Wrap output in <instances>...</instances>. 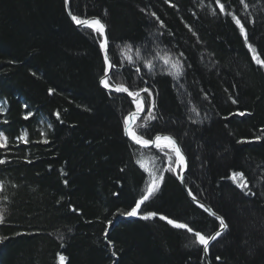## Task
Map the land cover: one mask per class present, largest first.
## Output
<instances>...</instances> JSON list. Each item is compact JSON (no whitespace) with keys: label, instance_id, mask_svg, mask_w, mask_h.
<instances>
[{"label":"trees","instance_id":"16d2710c","mask_svg":"<svg viewBox=\"0 0 264 264\" xmlns=\"http://www.w3.org/2000/svg\"><path fill=\"white\" fill-rule=\"evenodd\" d=\"M69 3L74 15L107 25L116 65L111 85L151 86L156 119L146 121L145 111L133 128L144 135L147 123L145 138L176 137L188 162L187 185L228 224L210 245L211 264H264V68L231 17L215 0ZM220 3L255 21L245 27L264 59V0H246V10L239 0ZM99 39L73 25L63 0H0V131L9 136L8 148H0V159L8 161L0 165V237H7L0 241V264H58L57 253L65 264H206L191 233L160 219L204 234L218 228L175 173L165 174L137 217H120L151 178L137 161L157 173L169 150L140 148L124 135L123 118L135 106L100 85ZM126 43L134 45L135 63L126 59ZM165 51L184 53L183 75H168L160 60L152 70L142 63ZM25 133L29 143L16 140ZM233 171L244 174L252 194L233 183ZM147 212L157 215L145 220Z\"/></svg>","mask_w":264,"mask_h":264},{"label":"snow or ice","instance_id":"6c2138e0","mask_svg":"<svg viewBox=\"0 0 264 264\" xmlns=\"http://www.w3.org/2000/svg\"><path fill=\"white\" fill-rule=\"evenodd\" d=\"M168 0H165V3H167ZM215 3L219 6V11L221 13H224L225 16H230L231 21L234 22L235 26H237L239 33L244 37V43L248 50L252 53V60L255 62L256 65L264 68V59H261L260 55L257 54V48L253 47V45L249 42L248 39V33L246 30L245 25L247 23H255L254 20L249 21L247 18H242L239 15H237L234 12L226 11V5L223 3H220V0H215ZM65 8L67 9L69 7V0H64ZM239 4L243 6V8L246 10L249 5L246 3V0H239ZM175 7V5H172ZM143 11V9H142ZM213 14H215V10L213 9ZM68 15L71 18V20L78 26L85 27L87 29H91L94 33L97 34V37L99 39V48L103 52V61H104V74L101 76L99 83L104 89H108L110 91H114L116 93H127L128 97H131V102L135 104V111L129 112L127 116L123 118V132L124 135L127 136L132 142H134L137 145H141L143 147H148L150 145H154L156 148L161 149L162 151L165 149H168L169 151L165 154L167 155L169 165L167 168V171L176 173L178 178L182 183L185 182L184 172L187 167V161L186 157L182 151L181 146L177 143L176 139L171 135H161L157 133L154 137V139H148L145 138V135H148L147 128L148 124L146 123L143 127L145 128V134L140 135L138 134L137 130L133 128L134 121L137 120L141 116V113L147 111L148 115L144 118L146 121L151 122L152 120H155L156 117L154 115L156 103L155 98L153 95V91L151 86L149 87H143L136 91H130V87L126 86L125 84H117L113 88V86L110 83V77L109 72L111 69H114L116 67L115 63L110 59L108 49H109V39L106 34L107 25L102 21L99 17H93L91 19H84L80 16L74 15L71 11H68ZM149 15L153 18H155L156 21L159 22V28H164L165 24L160 19V17L156 14V12H150ZM187 26V25H186ZM189 31L192 32L193 36L196 35L195 31H193L189 27ZM134 45L131 43H126L124 46V49L130 53L126 59L130 63H135L132 58V51H133ZM135 52L137 54V58H139L140 48L136 47ZM160 60L163 62L165 66H167L170 71L168 72V75H171L173 77H179L184 74V68L186 64V60L184 57L183 52H179L175 55L171 51H165L163 54L156 53L153 56V59H145L142 61L144 66L148 68L149 70H152L156 67L154 61ZM190 67V65H189ZM136 73H140V68H136ZM51 89H49V92L51 93ZM142 93L147 94L146 96H142ZM232 103H237L236 100H232ZM147 105V108H146ZM27 107V105H25ZM195 111V109H193ZM241 116L245 115V112L239 113ZM32 115L31 112H28L24 119H28ZM57 117H59V113H57ZM4 124H7L8 122L5 120L3 122ZM43 135V133H41ZM261 136H256V140H260ZM17 141H22L24 143H29L27 134H21L16 137ZM243 142V141H241ZM43 143H48V141L45 139ZM9 146V136L5 134V132L0 131V148L7 149ZM8 163L5 159H0V165H4ZM137 163L140 164L141 168H144L146 172H148L149 176L151 177L150 182L147 185L146 191L142 192L139 196V199L135 200V206L131 207V210L124 213V215L127 216H136L138 214V210L141 209V206L145 204V202L149 201V199L159 190L161 182L163 181V173L157 174L156 172L149 171L148 168L144 166L143 163L140 161H137ZM174 165V166H173ZM230 179L239 187L245 195L252 194L251 189L248 187V181L245 178L244 174L240 171H233L231 173ZM67 183V181H65ZM4 189V185L2 182H0V192H2ZM188 195L192 198V200L196 203H198V206L202 208L206 213L209 214V216L213 217L215 221H218V229L214 230V234H204L199 230H194L192 227H190L187 223H179L173 219H169L167 216L161 215L160 219L166 220L169 225L176 229H186L188 233H191L194 237L193 243L199 246H202L203 253L207 254L209 252V246L213 241H216L218 237H221L223 232L228 228V224L225 222L224 217L221 215H218L216 211H214L212 208L206 206L203 203H200L197 201L196 196L193 195L192 191H188ZM3 199L5 201L8 200L7 196H4ZM156 212H147L142 218L147 220L154 216H156ZM3 209H0V222L3 221ZM20 233H17L19 235ZM7 237H0V241L6 239ZM111 243V242H109ZM113 255L115 253L113 252ZM58 258V264H65L66 257L60 253H57ZM217 260H220L221 257L217 256Z\"/></svg>","mask_w":264,"mask_h":264},{"label":"bare ground","instance_id":"6f19581e","mask_svg":"<svg viewBox=\"0 0 264 264\" xmlns=\"http://www.w3.org/2000/svg\"><path fill=\"white\" fill-rule=\"evenodd\" d=\"M70 4V3H69ZM219 7V6H218ZM71 11V10H70ZM68 17H69V15H68ZM90 17H92V16H90ZM97 17V16H96ZM87 18H89V17H87ZM87 18H84V19H87ZM69 19H70V21L73 23V25H75L76 27H79V28H81V29H87V28H85V27H81V26H78V25H76L72 20H71V18L69 17ZM103 21V20H102ZM104 22V21H103ZM106 34H107V36H108V39H109V34H108V28H107V30H106ZM100 51H101V49H100ZM101 53H102V57H103V52L101 51ZM111 59V58H110ZM112 60V59H111ZM112 70L113 69H111L110 70V73L112 72ZM103 74H104V72H103ZM102 74V75H103ZM101 75V76H102ZM101 76L99 77V79H98V81L100 80V78H101ZM109 76H110V74H109ZM113 88H114V86H113ZM112 93H116V92H112ZM118 94V93H117ZM119 94H122V95H125L126 97H128L126 94H124V93H119ZM131 112V111H130ZM128 115V114H127ZM126 115V116H127ZM142 115V114H141ZM134 123H135V121H134ZM134 123H133V126H134ZM157 134V133H156ZM155 134V135H156ZM161 134H166V135H171V136H173L175 139H176V137L173 135V134H171V133H161ZM154 135V136H155ZM153 136V137H154ZM152 137V138H153ZM151 138V139H152ZM130 141V140H129ZM176 141L179 143V141L176 139ZM131 142V141H130ZM132 143V142H131ZM134 144V143H133ZM180 144V143H179ZM135 145V144H134ZM137 146V145H136ZM180 146H181V144H180ZM139 147V146H138ZM153 147H155V146H153ZM140 148H143V147H140ZM181 148H182V146H181ZM183 150V149H182ZM168 165H169V161H168V158L167 159H165L164 160V162H163V165H162V168L157 172V174H159V173H163V177L165 176V174L168 172L167 171V168H168ZM187 167H188V162H187ZM187 171V170H186ZM175 176L177 177V180H178V182H179V184L181 185V187L183 188V186H182V184L180 183V181H179V178H178V176H177V174L175 173ZM184 177H185V182H184V186L187 188V190L189 191L190 190V188H189V186L187 185V182H186V172H185V174H184ZM151 179V178H150ZM150 182V180L147 182V184L145 185V187H144V191H146V188H147V185H148V183ZM183 190L185 191V189L183 188ZM143 191V192H144ZM185 193H186V191H185ZM187 194V193H186ZM140 196V195H139ZM197 198V197H196ZM137 199H139V197H137ZM198 199V198H197ZM199 200V199H198ZM205 204V203H204ZM208 207H210L208 204H206ZM134 207V206H133ZM199 207V206H198ZM202 209V208H201ZM131 210V209H130ZM129 210V211H130ZM203 210V209H202ZM138 212H139V210H138ZM126 213V212H125ZM146 214V213H145ZM138 216V214L136 215V216H127V215H124V213H122L121 215H120V217L121 218H125V219H128V218H130V217H137ZM212 234V233H211ZM214 242V241H213ZM212 242V243H213ZM211 243V244H212ZM210 244V245H211Z\"/></svg>","mask_w":264,"mask_h":264},{"label":"water","instance_id":"95a60500","mask_svg":"<svg viewBox=\"0 0 264 264\" xmlns=\"http://www.w3.org/2000/svg\"><path fill=\"white\" fill-rule=\"evenodd\" d=\"M63 2H64V0H63ZM64 8H65V4H64ZM65 11H66V13H67V15H68V11H70V4H69V7L66 9L65 8ZM93 17H96V16H92V17H89V18H87V19H91V18H93ZM109 74H110V72H109ZM115 87V86H114ZM105 90H107V91H110V90H108V89H105ZM110 92H114V91H110ZM124 94H126L127 95V93H124ZM130 100H132V98L131 97H128ZM134 106H135V104H134ZM135 111V109L134 110H132L131 112H134ZM142 114V113H141ZM159 134H161V133H159ZM161 135H166V134H161ZM127 137V136H126ZM155 137V136H154ZM154 137L152 138V139H154ZM128 138V137H127ZM129 139V138H128ZM130 140V139H129ZM131 141V140H130ZM132 142V141H131ZM132 143H134V142H132ZM178 143V142H177ZM135 144V143H134ZM179 144V143H178ZM135 145H137V144H135ZM180 145V144H179ZM137 146H139V147H143V146H141V145H137ZM154 145H150V146H148V147H153ZM148 147H143V148H148ZM183 151V150H182ZM184 153V152H183ZM184 155H185V153H184ZM185 157H186V155H185ZM186 161H187V158H186ZM186 170H187V167H186V169H185V172H186ZM185 172H184V174H185ZM179 181H180V179H179ZM180 183L182 184V186H183V188L185 189V191H186V193H187V196L189 197V199L194 203V204H196L197 206H198V203H196V202H194L193 200H192V198L188 195V190H187V188L184 186V183H182L181 181H180ZM197 201H199L200 203H203V202H201L200 200H198L197 199ZM204 204V203H203ZM206 205V204H205ZM207 206V205H206ZM218 229V228H217ZM212 234H214V232L212 233ZM209 248H210V246H209ZM203 255H204V257H205V260H206V263L207 264H211V262H210V259H209V252L207 253V254H205V253H203Z\"/></svg>","mask_w":264,"mask_h":264},{"label":"rangeland","instance_id":"374dc122","mask_svg":"<svg viewBox=\"0 0 264 264\" xmlns=\"http://www.w3.org/2000/svg\"><path fill=\"white\" fill-rule=\"evenodd\" d=\"M141 163H143L144 164V166L146 167V168H148V164H147V162H141ZM162 165H163V163H162ZM174 166V165H173ZM160 168H162V166L160 167ZM204 256V255H203ZM205 258V257H204ZM207 264V263H206Z\"/></svg>","mask_w":264,"mask_h":264}]
</instances>
